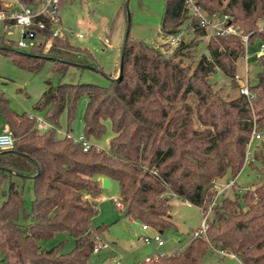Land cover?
<instances>
[{
    "label": "trees",
    "instance_id": "obj_1",
    "mask_svg": "<svg viewBox=\"0 0 264 264\" xmlns=\"http://www.w3.org/2000/svg\"><path fill=\"white\" fill-rule=\"evenodd\" d=\"M19 1L31 7L41 2ZM195 2L207 15H227L238 34L213 33L206 42L207 52L193 65L183 63L189 57L191 42L179 38L166 53L161 44L133 40L125 34L120 75L110 78L108 85L60 80L47 83L33 105L49 124L43 130L30 115L10 109L0 95V112L13 134V144L0 150V180L10 175L32 180L29 212H24L22 190L10 177L2 190L0 261L87 264L97 235L106 228L90 222L97 212L101 177L117 183L118 209L160 232L173 225L171 194L204 212L215 194L214 181L227 172L230 178L238 174L251 131H264V51L256 57V81L248 83L254 94L250 103L239 93L221 96L212 88L209 76L220 70L234 79L236 60L244 50L241 35H247L248 43L254 38L264 41V0ZM7 11L0 0V12ZM38 21L43 28L35 24ZM3 23L10 24L11 20L4 18ZM32 28L42 40L34 41L29 52L12 49L6 41L0 42V49L31 61H58L63 66L59 70L66 64L99 69L90 62L86 48L51 35L49 16H36ZM187 28L196 35L205 34L183 0H163L160 33L174 37ZM43 46L45 52L40 53ZM83 94L87 100L82 135L88 141L100 137L108 121L113 134L106 149L90 143L83 150L68 134L56 136L60 113L65 111L69 130L76 102ZM253 155L262 159L261 152L254 151ZM218 196L210 207V217H206L203 236L192 237L177 251L156 253L135 264H201L208 249L226 250L242 264H264V180L239 194L235 192L233 197ZM20 214L23 222L18 220ZM56 232L74 238L70 250L60 252L58 244L40 246V240Z\"/></svg>",
    "mask_w": 264,
    "mask_h": 264
},
{
    "label": "rangeland",
    "instance_id": "obj_2",
    "mask_svg": "<svg viewBox=\"0 0 264 264\" xmlns=\"http://www.w3.org/2000/svg\"><path fill=\"white\" fill-rule=\"evenodd\" d=\"M7 0L6 13L12 9V4ZM163 12V0H61L58 3V16L62 27L72 30L75 35L67 36L70 44L86 48L91 54V67H80L73 64H66L62 70V64L49 58L37 61L26 59L22 55H15L7 50L0 49V95L7 100V105L16 113H25L32 118H42L43 112L33 108L42 90L47 83L56 84L59 80L66 82H84L96 85H108L109 79L114 77L118 71L119 55L125 33L133 40L144 41L148 44H161V49L167 52L175 45L170 37L160 33V23ZM219 19L213 18L206 26L204 35H196L191 29L180 31L179 38L185 42H191L189 57L183 59L184 64L193 65L201 54L206 53V42L213 34V22ZM185 24H183L182 29ZM81 32V37L76 33ZM18 39L29 43L28 38L22 37L19 26L3 23L0 17V42L6 41L7 45L20 52H29V47L14 46ZM42 40L35 37L34 41ZM168 41V42H167ZM48 43V41L46 42ZM45 43V46H46ZM264 41L254 38L246 45L248 58L243 55L236 60L235 73L241 77L246 76L249 84L256 81L258 64L256 57L260 53L259 47ZM45 46L40 53L45 52ZM18 62H22L19 64ZM26 63L35 64L34 67L25 66ZM246 63V65H245ZM63 67V66H62ZM212 88L223 97H233L238 94V82L232 81L220 70L209 76ZM234 82V83H233ZM86 95H81L75 107L74 118L70 129L66 127V114L62 111L58 117L56 136L61 137L68 134L77 138L83 132L82 114L86 104ZM103 134L89 142L98 149L107 148L108 140L112 131L108 121ZM4 120L0 112V128ZM5 126H7L5 124ZM8 127V126H7ZM38 128V127H37ZM39 130H43L39 128ZM250 156L245 160L241 169L235 177V184L226 188L222 193L233 197L235 192L240 193L245 189L263 182L261 168L264 161V141H254L250 148ZM261 152V158H255L253 153ZM12 179L22 190L24 212H29L30 200L32 198V180L30 177L18 175L5 176L0 180V201L3 200L2 190L8 185V179ZM231 175L227 172L218 181L225 182ZM118 197V186L115 181L107 188H101L97 198V212L90 218L92 226L105 225L106 228L97 235V240L104 243L98 252H92L87 264H115V258L120 259L123 264H135L138 261L154 257L156 253H169L177 251L193 237V233L200 226L206 214L210 217L209 207L203 212L198 206L184 201L177 195L170 196V220L173 225L165 227L159 232L163 245L155 246L154 242L146 243L143 236L152 235L156 229L148 226L142 229V223L124 214L123 209L115 206L113 198ZM219 197V196H218ZM19 222H23L22 214L19 215ZM40 246L51 247L59 245L60 252L70 250L74 245V238L66 232H56L53 237L40 240ZM0 264H5L0 261ZM201 264H242L236 256L221 254L216 250L208 249L204 254Z\"/></svg>",
    "mask_w": 264,
    "mask_h": 264
},
{
    "label": "built area",
    "instance_id": "obj_3",
    "mask_svg": "<svg viewBox=\"0 0 264 264\" xmlns=\"http://www.w3.org/2000/svg\"><path fill=\"white\" fill-rule=\"evenodd\" d=\"M4 4L7 2V0H3ZM12 4V9L9 13H3L0 12V17L2 19H8L11 20L10 24L5 25L6 27L8 25H16L20 27V30L22 32L23 38H28L30 40L29 43L24 42L23 39H18L16 41V46L18 47H29L33 42L34 38L38 37L37 32L32 28L34 24V18L40 14H45L49 16L51 22H52V36H58L62 38H67L69 35H75V32L72 30H66L64 27H62L59 16H58V3L59 0H41L40 4L36 7H31L29 5H25L21 3L19 0H10ZM184 6L187 9V12L191 17H194L198 20V24L204 28H206L207 25H209L213 18H218L219 21L213 22L212 27L214 28L213 33L217 35H227V34H238L237 29L229 22V18L227 15H217L216 13H213L211 15H207L204 13V11L201 9V7L195 2V0H183ZM39 28H43V23L41 21H38L35 23ZM78 37L82 35L81 32L76 33ZM172 41H177L179 39V36L170 37ZM241 39L244 43V50H243V58L246 60L248 58V53L246 51V45L247 42V35L243 34L241 35ZM260 53L263 52V44L259 47ZM259 53V54H260ZM246 65V63H245ZM234 79L238 82V93L245 96L246 100L250 103L251 99L253 98V92L249 90L248 88V81L246 76V66H245V76L241 77L237 73L234 75ZM36 127L45 129L49 127V124L42 118H37L35 121ZM74 142H79L82 145V149L86 150L89 147L90 142L86 140L82 133L77 137L73 138ZM254 141H264V131L263 130H257L253 129L251 131L249 140L246 144V150H245V160L250 156V148L252 145V142ZM13 144V134L12 131L7 127L3 126L0 129V150H4L9 148ZM244 160V162H245ZM219 179H216L214 181L213 187L215 189V194L213 196V199L209 203L208 207H210L214 204L216 198L218 195H220L226 188L232 186L235 184L234 178L228 179L225 182L218 181ZM114 203L117 206H120V202L117 200V198H113ZM206 217L205 214L200 226L197 230L194 231L193 237H201L204 235L205 225H206ZM147 225H142V228H146ZM143 240L146 243L154 242L157 246L162 245L163 241L159 235V232L155 231L152 235H145L143 236ZM105 244L101 243L99 240L96 244V246L93 248V252H98V250L101 247H104ZM221 254H229L230 256H235L232 253L227 252L226 250H217ZM115 264H123L118 258H115Z\"/></svg>",
    "mask_w": 264,
    "mask_h": 264
},
{
    "label": "water",
    "instance_id": "obj_4",
    "mask_svg": "<svg viewBox=\"0 0 264 264\" xmlns=\"http://www.w3.org/2000/svg\"><path fill=\"white\" fill-rule=\"evenodd\" d=\"M125 34H127V32ZM121 56H122V48H121L120 55H119L117 74H116V76L112 77L111 79H116L120 75V71H121ZM77 66L87 67V65H83V64H77ZM109 185H110V179L107 178V177H101V182H100L101 188H107V187H109Z\"/></svg>",
    "mask_w": 264,
    "mask_h": 264
},
{
    "label": "crops",
    "instance_id": "obj_5",
    "mask_svg": "<svg viewBox=\"0 0 264 264\" xmlns=\"http://www.w3.org/2000/svg\"><path fill=\"white\" fill-rule=\"evenodd\" d=\"M9 2H11V1H9ZM59 20H60V18H59ZM60 23H61V21H60ZM179 36V35H178ZM81 37V36H80ZM4 125H5V122H4ZM4 125H2V127L4 126ZM1 127V128H2ZM0 128V129H1ZM253 143V142H252ZM236 177V176H235ZM235 177H234V181H235ZM220 179V178H219ZM100 180V182H101V178L99 179ZM110 184H111V180H110ZM110 186V185H109ZM172 195H174V194H171V196ZM141 227H142V225H141ZM148 228V226L146 227V228H142V229H147ZM155 244V243H154ZM162 245H163V243H162ZM155 246H157L156 244H155ZM160 246V245H159ZM158 247V246H157ZM160 253H164V252H160ZM120 260V259H119Z\"/></svg>",
    "mask_w": 264,
    "mask_h": 264
}]
</instances>
